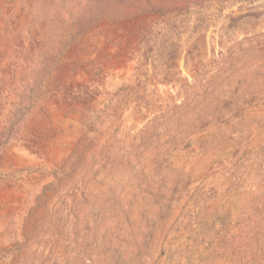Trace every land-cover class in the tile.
<instances>
[{
    "label": "rangeland",
    "instance_id": "rangeland-1",
    "mask_svg": "<svg viewBox=\"0 0 264 264\" xmlns=\"http://www.w3.org/2000/svg\"><path fill=\"white\" fill-rule=\"evenodd\" d=\"M0 264H264V0H0Z\"/></svg>",
    "mask_w": 264,
    "mask_h": 264
}]
</instances>
